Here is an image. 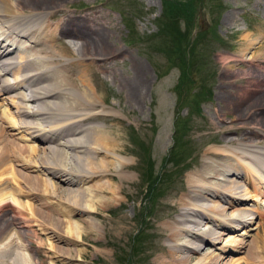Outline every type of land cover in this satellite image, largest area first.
Wrapping results in <instances>:
<instances>
[{
    "label": "bare ground",
    "instance_id": "obj_1",
    "mask_svg": "<svg viewBox=\"0 0 264 264\" xmlns=\"http://www.w3.org/2000/svg\"><path fill=\"white\" fill-rule=\"evenodd\" d=\"M68 1L0 0V96L14 92L17 99L14 118L0 114V264H84L105 258L90 250L99 230L94 220L106 224L105 212L121 206L133 180L129 161L119 157V135L107 125L115 117L98 111L101 104L89 86L105 67L83 63L109 56L104 21L94 12H68ZM225 20L237 25L233 14ZM256 31L254 38L241 34L238 51L224 57L227 83L221 85L223 106L215 114L222 122L233 115L218 131L233 150H208L197 176L201 180L192 179L172 205L179 219L172 217L162 227L169 239L181 240L168 252L179 255L182 264L218 244L226 235L220 227L233 231L250 225L255 210L245 203L262 199L264 151L255 139L264 138V32ZM70 73L81 83L79 95L70 88ZM10 74L15 82L6 77ZM147 81L145 67L136 63L126 88L128 102L136 106L142 100ZM100 121L104 126L92 125ZM231 133L237 138L226 137ZM19 134L47 145L22 147L15 142ZM233 246L230 240L224 244L230 253ZM196 264L217 263L206 257Z\"/></svg>",
    "mask_w": 264,
    "mask_h": 264
},
{
    "label": "rangeland",
    "instance_id": "obj_2",
    "mask_svg": "<svg viewBox=\"0 0 264 264\" xmlns=\"http://www.w3.org/2000/svg\"><path fill=\"white\" fill-rule=\"evenodd\" d=\"M68 7V12H94L104 21L109 56L83 63L105 67L90 78L89 86L101 104L98 111L115 117L107 125L119 135V157L129 161L127 173L133 179L126 185L128 195L121 198V206L105 212L106 224L94 220L99 230L89 241L90 250H100L105 258L84 264H182L179 255L168 252L181 240L169 239L162 227L172 217L178 218L172 205L187 193L191 180H201L197 176L207 162L208 150H233L225 147L218 133L219 126L229 124L233 115L226 114L222 122L215 114L223 106L218 100L221 85L227 83L224 57L238 51L241 34L247 32L254 38L259 35L257 29L264 32V0H69ZM230 13L237 24L234 27L225 23ZM136 63L145 67L148 81L142 100L135 106L128 102L126 88L135 77ZM71 75L66 78L73 85L72 92L79 95L81 83ZM6 77L15 82L11 74ZM13 93L0 96V114L4 112L11 119L17 108ZM94 124L104 126L101 121ZM226 137L237 138L233 133ZM16 138L22 147L47 145L24 141L30 140L25 134ZM255 140L263 152L264 138ZM158 175L159 186L154 181L162 196L155 198L151 180H157ZM263 194L262 199L245 203L255 210L250 212V225L233 231L220 227L218 230L226 234L223 239L201 250L188 264L206 257L217 264H264ZM187 239L203 245L197 239ZM228 240L239 248L227 251L224 244Z\"/></svg>",
    "mask_w": 264,
    "mask_h": 264
},
{
    "label": "trees",
    "instance_id": "obj_3",
    "mask_svg": "<svg viewBox=\"0 0 264 264\" xmlns=\"http://www.w3.org/2000/svg\"><path fill=\"white\" fill-rule=\"evenodd\" d=\"M189 57H190V56H189ZM169 60H171V59L169 58ZM183 79H184V78H183ZM180 80H181V79H180ZM185 81H186V80H184V81L182 82V84H183V83L185 84ZM182 84H181V85H182ZM137 143H138V142H137ZM138 144L141 146L140 143H138ZM140 148H142V147H140ZM150 163H151V162H150ZM151 164H152V163H151ZM147 167L150 168V165H148ZM146 173H147V171H146ZM160 174H161V173H160ZM154 180L156 181V184L159 186V182L161 181L159 175H158V179H157V180H156L155 177H154L153 180H151V183H154V184H153V189H155V191H154V196H153V197L156 198V197H158V195H159V196H162V193H160V191L158 190L159 187H158L157 185H155V181H154ZM163 190H164V189H163ZM163 190H162V191H163ZM162 191H161V192H162ZM148 195H149V192H148ZM149 200H150V199H149ZM152 202H153V201H152ZM154 202H155V200H154ZM154 202H153V203H154Z\"/></svg>",
    "mask_w": 264,
    "mask_h": 264
}]
</instances>
